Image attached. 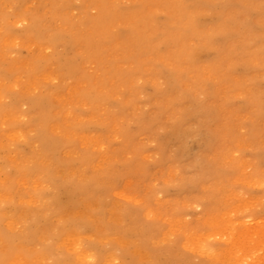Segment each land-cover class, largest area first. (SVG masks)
I'll use <instances>...</instances> for the list:
<instances>
[{
  "label": "rangeland",
  "instance_id": "rangeland-1",
  "mask_svg": "<svg viewBox=\"0 0 264 264\" xmlns=\"http://www.w3.org/2000/svg\"><path fill=\"white\" fill-rule=\"evenodd\" d=\"M39 1L21 8L0 3L8 17L0 16V107L19 99L0 121V264H264V110L226 89L215 125L195 99L173 115L156 116L153 77L136 71L117 37L136 12L165 24L170 17L161 3ZM105 9L114 19L108 33L117 40L116 55L103 51L85 62L95 94L107 98L94 106L84 96L88 81L64 75L58 58L82 59L86 42L74 45L93 34ZM33 15L44 24L35 35L25 32ZM52 32L60 37L50 39ZM196 56L205 60L200 51ZM153 57L163 67L164 57L147 55L141 69ZM41 62L47 68L36 70ZM130 67L139 76L121 75ZM251 84H244L246 93ZM178 124L191 132L171 136ZM41 125L55 152L43 150ZM38 154L42 173L33 171ZM103 169L110 188L89 195L75 188L70 195L72 184Z\"/></svg>",
  "mask_w": 264,
  "mask_h": 264
},
{
  "label": "bare ground",
  "instance_id": "bare-ground-1",
  "mask_svg": "<svg viewBox=\"0 0 264 264\" xmlns=\"http://www.w3.org/2000/svg\"><path fill=\"white\" fill-rule=\"evenodd\" d=\"M8 2L20 8L27 4L26 0H0L3 5ZM41 2L45 0H40L39 3ZM156 3H161L170 17L165 24H159L155 17L146 18L140 12H136L127 19L132 22L122 27L117 37L123 39L122 50L119 51L130 64L135 65L136 71L141 76L150 74L153 77L149 100L156 107V116L173 115L178 112L179 104L195 99L199 104L200 112L209 116L206 121L208 125H215L222 116L220 98L226 89L243 92L244 103L247 106L253 105L257 111L264 110L263 91L257 92L259 79L264 77V0H240L238 3L235 0H156ZM171 9L176 10L174 15L170 14ZM0 16L4 20L8 18L1 6ZM208 16L210 22L204 25L201 19ZM113 21L111 14L105 9L103 18L95 23L93 34L82 37L78 35L80 40L76 42L74 48L81 42H86L82 51L84 58L82 56L79 61L74 59V56L81 54H74L71 58L63 56L58 58L60 71L64 75L88 81L89 87L84 96L87 95L94 106H103L107 98L105 97L103 102V96L95 94L98 92V85L86 75L85 62L99 57L103 51H106L103 53L105 55L116 51L114 44L117 40L108 33ZM43 25L42 20L35 16L33 25L31 28H26L25 32L31 30L35 35V29ZM6 29L11 28L7 26ZM72 30L74 31V28ZM36 36H38L37 32ZM59 37V34L52 32L50 39L55 40ZM92 41L102 45H95ZM198 51L205 55L204 61L197 58ZM147 55L164 57L166 60L162 62L163 67L154 65L156 59L153 57L151 67L146 70L141 69L142 59ZM33 67L39 71L45 70L47 62H41L36 66L34 64ZM205 67L209 70L206 74L203 72ZM131 70L130 67L128 72L121 75L125 78L139 76ZM191 71L192 74L188 75ZM161 80L164 82L160 83ZM186 80L189 82L185 92L178 93L183 89ZM247 81L252 83L248 93H246L248 87L244 85ZM31 102L34 103V100L31 99ZM18 104L19 99L16 98L10 105L0 107V121ZM125 106L127 109L128 105L123 107ZM181 126L182 124L176 125L169 134L179 137L191 132L183 130ZM38 132L43 150L55 152L57 144L52 139L49 128L41 125ZM39 154L34 158L33 171L38 170L42 173L41 167L44 161ZM108 173V169H103L83 176L80 181L71 185L70 195H77L75 188H80L86 195L103 193L106 188L112 186ZM118 174V170L110 172L111 177ZM54 175L55 172L52 173V177ZM68 183H72L70 178Z\"/></svg>",
  "mask_w": 264,
  "mask_h": 264
}]
</instances>
